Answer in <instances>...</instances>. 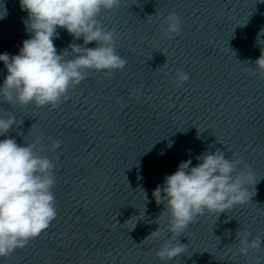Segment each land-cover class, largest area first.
Instances as JSON below:
<instances>
[{"label": "clouds", "instance_id": "obj_1", "mask_svg": "<svg viewBox=\"0 0 264 264\" xmlns=\"http://www.w3.org/2000/svg\"><path fill=\"white\" fill-rule=\"evenodd\" d=\"M19 3L28 14L24 23L31 37L22 42L18 54H0V62L7 71L0 97L9 105L56 108L62 100L69 99V90L85 80L89 71L111 76L125 69L128 61L117 52L116 30L105 28L98 19L102 11L118 7L120 0H19ZM163 25L166 26H161L162 34L171 39L180 33L182 21L177 13L171 12L164 17ZM58 28L65 29L74 40L82 39L83 44L70 43L58 54L53 42L59 36ZM93 42L95 47H87ZM254 64L264 77V48ZM189 79V73L177 70L174 83L180 87ZM130 95L138 96L139 91L133 89ZM14 125L17 118L10 112L6 118L0 116V136H6ZM39 144V139L24 142L23 146L14 138L0 140V258H8L16 249L24 248L57 216L52 191L56 164L41 154L44 149ZM61 144V140L51 139L47 151L56 152ZM196 160L194 167L191 159L180 162L177 170L165 176L164 183L152 193L156 204L164 206L160 216L165 213L168 216L165 228L169 235L156 252L163 264L185 253L186 245L179 242V237L199 216L220 214L252 199L247 187L253 179L250 166L244 165L248 171L237 172L241 158L228 159L217 149L202 153ZM141 190L146 201L147 193ZM165 228L158 227L144 240L166 234ZM236 237L239 255L247 256L249 250L261 248L260 236L250 239L251 233L244 232L236 233ZM174 240L177 242L173 243Z\"/></svg>", "mask_w": 264, "mask_h": 264}]
</instances>
